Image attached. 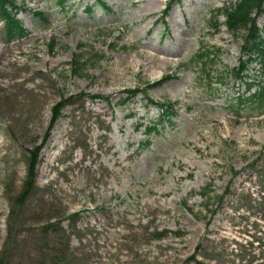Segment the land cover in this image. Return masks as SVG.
I'll return each mask as SVG.
<instances>
[{
  "label": "rangeland",
  "instance_id": "374dc122",
  "mask_svg": "<svg viewBox=\"0 0 264 264\" xmlns=\"http://www.w3.org/2000/svg\"><path fill=\"white\" fill-rule=\"evenodd\" d=\"M61 1L17 0L23 40L0 21V264H264V115L231 113L254 90L225 75L247 34L225 24L236 0ZM133 90L173 105L156 133L161 109Z\"/></svg>",
  "mask_w": 264,
  "mask_h": 264
},
{
  "label": "trees",
  "instance_id": "16d2710c",
  "mask_svg": "<svg viewBox=\"0 0 264 264\" xmlns=\"http://www.w3.org/2000/svg\"><path fill=\"white\" fill-rule=\"evenodd\" d=\"M98 1L103 7L106 8V4L103 1ZM65 2L66 0H62L61 4L64 5ZM24 10V8L17 4V0H0V21L3 23L4 32L6 34L5 36L7 42L9 43L16 39L23 40L28 36V32L26 31L22 21L18 18L20 13ZM223 14L226 17L225 24L230 34H232L234 37H239L243 31L247 33L243 38V60H241L240 67L238 69H233L230 73L225 75L230 79L245 82L248 94L254 90V92L249 96L239 95L237 99H234L230 105L232 108L231 113L233 115H238L239 111L245 105H251L256 115L262 116L264 115V26L261 27L259 25V20L264 16V0H236L235 4L223 10ZM34 15L40 18L46 25L51 23L48 14L43 12H34ZM55 46L56 44L54 40H52L51 44L49 45L50 52L53 51ZM202 58L203 57L200 59ZM80 61V57L74 56L73 61L70 63L72 68L71 72L75 76L82 75L83 65L80 63ZM253 64L259 66L257 75H246V72ZM219 81L222 83L225 81V78H221ZM161 84L162 82L154 84L152 85V88ZM126 94L127 98L123 100L125 103L130 102L139 95H142L144 99L148 101V103L156 105L161 109L160 119L155 124L150 125V127H146L145 131L147 135L156 133L157 128L160 126L162 121L174 115L173 105L156 104L149 99L147 90L127 91ZM80 98L81 97H78V100ZM96 98L100 97H92V99ZM72 100H75V98L64 99L53 109L52 121L43 143L38 147H35L32 151H29L30 159L28 162L27 179L24 183L22 193L18 198L19 203H24L28 196H30V193L35 189L37 181V169L42 151L56 122L63 116L62 110ZM110 104H112L111 101ZM234 107H236V109H233ZM146 144L149 145L150 143L147 141ZM170 234L172 233L163 231L157 235V238L163 239ZM178 236L181 238L184 236V234L179 233ZM191 260L195 261L196 257H192Z\"/></svg>",
  "mask_w": 264,
  "mask_h": 264
},
{
  "label": "bare ground",
  "instance_id": "6f19581e",
  "mask_svg": "<svg viewBox=\"0 0 264 264\" xmlns=\"http://www.w3.org/2000/svg\"><path fill=\"white\" fill-rule=\"evenodd\" d=\"M167 0H164L163 2L165 3Z\"/></svg>",
  "mask_w": 264,
  "mask_h": 264
}]
</instances>
